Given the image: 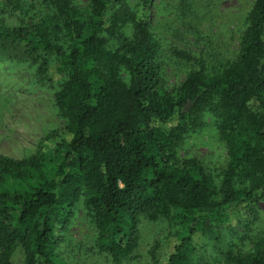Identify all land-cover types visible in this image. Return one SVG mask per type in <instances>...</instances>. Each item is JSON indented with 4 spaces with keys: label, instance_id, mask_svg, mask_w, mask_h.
Listing matches in <instances>:
<instances>
[{
    "label": "trees",
    "instance_id": "1",
    "mask_svg": "<svg viewBox=\"0 0 264 264\" xmlns=\"http://www.w3.org/2000/svg\"><path fill=\"white\" fill-rule=\"evenodd\" d=\"M34 1L0 0L1 13L3 2L19 13L14 24L0 21V59L52 90L64 124L32 156L0 155V264H65L58 247L81 207L112 264L138 252L144 219L169 232L154 244L153 264H201L202 244L221 243L220 225L238 206L256 220L251 207L264 204V0H253L224 59L205 49L164 53L149 15L154 0ZM169 60L186 68L175 84ZM207 115L227 149L220 174L177 155ZM241 225L242 235L232 233L237 249L219 248L220 264H264V233L251 239Z\"/></svg>",
    "mask_w": 264,
    "mask_h": 264
},
{
    "label": "rangeland",
    "instance_id": "2",
    "mask_svg": "<svg viewBox=\"0 0 264 264\" xmlns=\"http://www.w3.org/2000/svg\"><path fill=\"white\" fill-rule=\"evenodd\" d=\"M134 1L136 0H131L132 3ZM182 1L154 0L152 3L150 20L164 53H170L169 50L177 48L198 55L201 49H205L212 50L213 54L224 59L237 49L242 35L244 15L252 6L253 0H188L186 5ZM34 2L39 6L38 0ZM76 2L82 7L88 4V0ZM6 8L3 2L2 9L5 12L1 13L0 8V21L4 19L7 24H14L19 13ZM190 22L201 28L203 40L198 41ZM169 62L170 65L167 67L169 82L171 84L180 82L185 77L186 68L173 60ZM63 124L64 120L55 110L52 90L39 89L32 83L30 73L0 59V155L13 159L32 156L44 137L51 131L62 128ZM51 149L52 147L48 146L47 151ZM177 153L180 159L196 158L210 172L220 174L227 164L228 154L215 118L207 115L203 128L189 136ZM253 209L257 214L256 220L253 221L246 204L229 211L220 225L221 243L209 242L204 247V243L202 244L198 254L201 264H220L222 258L219 248L237 249L240 242L232 233L243 234L245 229L241 222L252 228L251 239L257 234L264 233V204L251 207V211ZM140 229L139 250L125 264H153L151 252L154 244L157 241L165 242L169 235L165 223L146 219L143 220ZM96 238L95 224L81 207L58 247L60 260L65 264H112L111 257L95 247ZM248 248L251 249L252 245L250 244ZM22 257L19 253L16 263L21 262Z\"/></svg>",
    "mask_w": 264,
    "mask_h": 264
}]
</instances>
